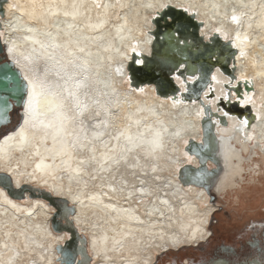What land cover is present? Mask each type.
<instances>
[{
    "label": "bare ground",
    "instance_id": "obj_1",
    "mask_svg": "<svg viewBox=\"0 0 264 264\" xmlns=\"http://www.w3.org/2000/svg\"><path fill=\"white\" fill-rule=\"evenodd\" d=\"M169 6L201 24L199 40H192L190 32L172 40L178 50L193 49L192 60L221 66L223 53L214 54L208 45L215 37L237 51L233 71L225 74L218 64L199 98L187 91L192 84L204 86L197 81L199 73L180 63L170 74L176 95L164 90L161 97L143 78L137 88L127 80L133 57L142 66L143 56L151 54L153 20ZM65 11L75 15L65 16ZM0 21L8 56L28 80L62 84L61 66L72 59L68 53L87 59L90 69L80 90L88 109L81 115L71 100L65 102L66 135L54 139L44 126L53 113L42 96L37 120L22 115L27 123L0 139V173L17 188L30 186L67 200L75 209L69 220L86 245L76 240L65 246L71 235L54 230L58 209L48 201L28 194L13 199L0 186V264H63L61 247L74 250L83 264H155L158 255L208 242L205 224L217 208L214 196L201 179L183 182L173 174L186 165L201 166L186 144L202 153L191 142L202 140L206 107H213L207 114L215 128L208 157L219 159L221 171L210 179L218 192L233 189L232 180L240 177L241 166L230 162L232 156L264 152V0H9ZM41 43L61 47L42 48ZM241 87L242 96L232 93L229 99ZM207 125L211 128L210 120ZM215 166L207 162L208 170ZM82 244L88 258L81 256ZM257 260L247 264H264Z\"/></svg>",
    "mask_w": 264,
    "mask_h": 264
},
{
    "label": "water",
    "instance_id": "obj_2",
    "mask_svg": "<svg viewBox=\"0 0 264 264\" xmlns=\"http://www.w3.org/2000/svg\"><path fill=\"white\" fill-rule=\"evenodd\" d=\"M8 1L9 0H0V19L5 16V5ZM153 24L155 25V28L151 31V33L154 38V45L152 47L151 54L149 56H143L144 61L142 66L137 64L135 57H133V61L129 63L128 70L130 72L131 85L137 88V80L143 78L145 84H152L156 87V92L160 96L163 95L162 92L164 90H171L170 93L176 95L175 93L178 88L172 83L170 74L180 63L181 66L185 67V69H193L199 73V78L197 81H199V83L204 86L200 88L196 84H192L190 87L188 86L187 89L188 92H196L199 98L200 95L205 90H207V86H209L211 81L210 78L219 62H210V64L206 65L203 62V59L192 60L190 52L194 54V50L188 48L187 53L186 51L178 50V48L175 46V43L172 44V40L176 39L178 36H187L189 32L193 34L192 40H199L201 37H198V32H200L201 24L198 23L193 16L186 14L185 11L171 6L163 10V12H161L153 20ZM220 41L221 40H219L218 37H215L214 41L208 45L213 47L214 54L217 52L223 53V57L219 56L218 60H220L222 63L221 66L219 64V67L226 74L233 71L232 68V70L229 72L231 69V63L234 62L237 51L232 46V43H223ZM164 43H167V45L164 46ZM168 45L172 47H169L170 49H168ZM220 46H222V49H217ZM174 62L178 63L175 64ZM5 75H7L8 79L4 78ZM168 78L170 80H168ZM26 85L27 81L24 80L22 71L20 68H18L10 56H8V51L3 45V41L0 36V130L3 127H6V129L0 133V139L3 137L4 133L8 131L7 127L12 123L11 118L13 114H16L14 122L15 128L19 129L25 121V116L23 119L22 115H24L23 111L26 107L25 105L28 98V90ZM242 90L243 88L241 87V91H238L237 93L238 97L242 96ZM182 98L187 100L190 99L188 97ZM209 109L210 107L205 108L206 117L211 114V112L208 111ZM209 120L211 123V128L207 125ZM203 122L204 129L201 142H196L194 140L191 142L194 148H197L198 150L202 149V153L198 154L194 153V151L192 152L191 145L186 148L190 154H193L199 158L201 166L197 168L193 165H187L192 167L185 166L182 168L180 171V176L183 182H185L188 178L201 179L203 182L202 186L207 192L210 193V189L213 186L212 182H210V179L214 178L221 171V166L219 165V159L215 155H213L215 157H208V155L213 152V138L215 137L213 130L215 129L213 127V120L206 118ZM208 142H210L209 145ZM209 161L214 163L216 168L208 170L207 162ZM188 168L190 169L187 170ZM190 170H193V173L190 172ZM0 186L3 187L13 199L24 200L28 194L30 198L39 197L55 206L58 211L55 214L52 222L54 230L61 232L60 229H65L71 235L70 240L65 245L66 247L67 245L73 246V242L76 240L82 241L84 244L86 243V239L81 236L76 227L72 225L73 223L71 220H69V216L75 213V209L69 205L67 200L56 198L52 194L45 191H37L30 186L17 188L10 176L1 173ZM64 220L66 221L65 223ZM63 249L64 247L58 248V252L60 253V261L63 264H68L69 261L74 262V264H83L80 262V260L78 261L74 250H68L65 252ZM81 256L88 258V253L85 246L83 247Z\"/></svg>",
    "mask_w": 264,
    "mask_h": 264
},
{
    "label": "rangeland",
    "instance_id": "obj_3",
    "mask_svg": "<svg viewBox=\"0 0 264 264\" xmlns=\"http://www.w3.org/2000/svg\"><path fill=\"white\" fill-rule=\"evenodd\" d=\"M232 93L235 97L238 96L235 92H230L229 99L233 97ZM154 97H158L156 93ZM219 107L217 106L218 109ZM212 108L210 107V110ZM218 109H213V111L217 113L220 111ZM14 122L15 119L7 127L8 131L14 126ZM202 125L200 132H202ZM257 151L261 156L256 155L255 151L249 152L248 155L242 154L241 157L247 159L244 162L240 161L243 159L239 157L240 155H237L238 157L230 156V162L241 166L240 177H237L236 181L235 179L232 180L235 182L233 189L226 188L218 192L212 182L210 194L214 196L213 201L218 212L215 214L216 217L214 216L212 228L209 229L211 232L210 241L197 249L184 247L178 253L158 255V262L155 264H211L217 258H223L227 262L232 261L236 264L257 259L264 260V152H261L260 149ZM209 166L211 168V165ZM178 174H173V176L178 178ZM178 180L180 181L179 178ZM136 202L138 201L136 200ZM202 205L205 206L206 204ZM255 240L257 244H254Z\"/></svg>",
    "mask_w": 264,
    "mask_h": 264
},
{
    "label": "snow or ice",
    "instance_id": "obj_4",
    "mask_svg": "<svg viewBox=\"0 0 264 264\" xmlns=\"http://www.w3.org/2000/svg\"><path fill=\"white\" fill-rule=\"evenodd\" d=\"M75 8V4L72 5ZM65 16L75 15V13H70L68 11L64 12ZM233 20L238 22V18L233 16ZM72 26L69 25V28ZM32 31V29H29ZM239 38V37H237ZM34 43H40L38 40H33ZM41 47H51L53 49H58L61 47L60 44L52 43L50 45H45L41 43ZM80 53H83L85 50L82 47L77 49ZM72 57L61 66L63 75L61 79L63 83H58L56 85H49L41 81L39 83L28 80L25 76L24 80L27 81L26 88L28 90V99L26 101V110L27 115L33 121L37 120L40 115V98L44 97V103L47 106V111L53 113V119L49 121L48 124L44 125L46 128H49L53 132V138L55 139L58 136L67 134V124L69 117L64 111L66 100H71L75 107L79 110V113L82 115L86 111L89 105L83 102L80 99V90L86 88L89 77L87 73L90 71L89 62L87 59L80 60L75 56V53H68ZM243 55V53H241ZM57 75L60 76L61 73L57 72ZM8 79L7 75L4 77ZM142 91V89H141ZM27 123V120L25 121ZM247 124V121H244ZM121 135H124L121 133ZM129 141L132 140L131 136H128ZM155 143V141L153 142ZM191 161L192 157H188ZM39 168L40 165H37ZM68 264H74V262L69 261Z\"/></svg>",
    "mask_w": 264,
    "mask_h": 264
},
{
    "label": "trees",
    "instance_id": "obj_5",
    "mask_svg": "<svg viewBox=\"0 0 264 264\" xmlns=\"http://www.w3.org/2000/svg\"><path fill=\"white\" fill-rule=\"evenodd\" d=\"M219 209V208H218ZM218 212V211H217ZM216 212V213H217ZM216 217V216H215ZM215 217H214V219H215ZM212 226H213V223H212V225H211V228H212ZM213 233V232H212ZM213 235H214V233H213ZM213 237V236H212ZM210 241V240H209ZM208 241V242H209ZM205 244V243H204ZM204 244H200L198 247H196V248H194V249H197V248H199L201 245H204ZM254 244H257V241L255 240V243ZM189 248H193V247H189ZM182 249H184V248H181L179 251H177L176 253H178V252H180ZM224 250H227L226 248H224ZM261 250H263V249H261ZM173 252H175V251H171L170 253H168V254H171V253H173ZM165 254H167V253H165ZM159 257V256H158ZM158 257H157V262H158ZM156 262V263H157ZM232 262V261H231ZM251 262V261H250ZM232 263H235V262H232ZM247 262H243V263H241V264H246Z\"/></svg>",
    "mask_w": 264,
    "mask_h": 264
},
{
    "label": "flooded vegetation",
    "instance_id": "obj_6",
    "mask_svg": "<svg viewBox=\"0 0 264 264\" xmlns=\"http://www.w3.org/2000/svg\"><path fill=\"white\" fill-rule=\"evenodd\" d=\"M16 118V114H13L12 115V123H13V120ZM6 129V127H3L1 130H0V133H1V131H4ZM220 259H222V260H224L223 258H217V260H215L214 262H211V264H214L215 262L218 264L219 263V261L218 260H220ZM258 261V260H257ZM229 264H232V262L230 261V262H228ZM234 264V263H233Z\"/></svg>",
    "mask_w": 264,
    "mask_h": 264
},
{
    "label": "clouds",
    "instance_id": "obj_7",
    "mask_svg": "<svg viewBox=\"0 0 264 264\" xmlns=\"http://www.w3.org/2000/svg\"><path fill=\"white\" fill-rule=\"evenodd\" d=\"M27 99H28V98H27ZM24 111H25V113H26V115H27V110H26V107H25V110H24ZM27 118H28V115H27Z\"/></svg>",
    "mask_w": 264,
    "mask_h": 264
}]
</instances>
